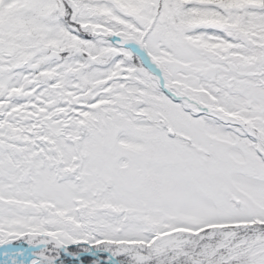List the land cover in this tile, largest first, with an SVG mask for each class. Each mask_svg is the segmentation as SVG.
<instances>
[{"label":"snow or ice","instance_id":"snow-or-ice-1","mask_svg":"<svg viewBox=\"0 0 264 264\" xmlns=\"http://www.w3.org/2000/svg\"><path fill=\"white\" fill-rule=\"evenodd\" d=\"M0 264H264V0H0Z\"/></svg>","mask_w":264,"mask_h":264}]
</instances>
